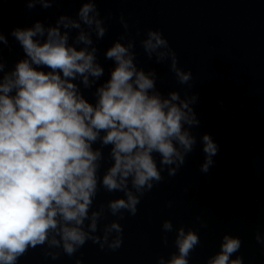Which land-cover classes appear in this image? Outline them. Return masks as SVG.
Returning <instances> with one entry per match:
<instances>
[{
    "label": "clouds",
    "instance_id": "clouds-1",
    "mask_svg": "<svg viewBox=\"0 0 264 264\" xmlns=\"http://www.w3.org/2000/svg\"><path fill=\"white\" fill-rule=\"evenodd\" d=\"M25 2L30 10L38 4L49 9L59 0ZM97 2L82 0L76 18L62 14L54 26L36 21L13 29L10 35L24 58L7 71L3 46L9 41L0 31V264H18L38 247L52 260L61 254L73 257L89 241L101 251L118 250L123 244L119 221L125 213L137 214L141 198L164 180L165 169L175 177L197 144L191 129L200 124L192 107L198 96L185 92L182 98L179 91H170L165 97L157 89L156 70L138 67L136 41L123 13L118 20L124 31L104 52L114 67L98 83L105 70L97 42L106 36L105 19L112 13L102 18ZM72 30H77L74 37ZM139 42L148 60L170 62L177 82L189 85L192 71L179 66L160 30L147 29ZM93 89L94 103L83 91ZM201 142V171L207 173L218 146L209 134ZM101 189L123 195L94 208ZM107 213L118 219L101 228ZM196 220L207 227L199 216ZM161 228L165 245L167 234L175 231L177 252L158 257L157 264H189L200 244L198 233L174 229L167 219ZM255 240L264 247L259 231ZM241 246L238 236L224 234L220 250L206 264H243L242 256L232 258Z\"/></svg>",
    "mask_w": 264,
    "mask_h": 264
}]
</instances>
